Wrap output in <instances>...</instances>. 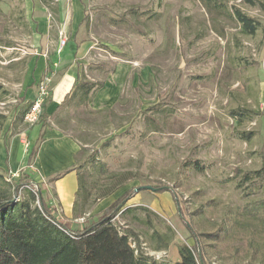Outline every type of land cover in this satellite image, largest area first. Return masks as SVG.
I'll list each match as a JSON object with an SVG mask.
<instances>
[{
	"label": "rangeland",
	"instance_id": "rangeland-1",
	"mask_svg": "<svg viewBox=\"0 0 264 264\" xmlns=\"http://www.w3.org/2000/svg\"><path fill=\"white\" fill-rule=\"evenodd\" d=\"M205 1L81 0L83 20L73 29L61 23L57 0H0V137L43 122L75 141L74 221L54 207L51 180L29 172L71 231L96 223L109 203L132 191L111 221L139 252L176 264L178 247L196 244L205 264H264V214H255L264 200V175L257 173L264 165V0L257 7ZM43 5L45 33L33 20ZM235 5L260 23L255 35L241 32ZM81 42L84 51L77 50ZM69 67L79 78L47 122L42 114ZM46 76L42 114L26 123L21 114ZM85 82L96 85L88 95L78 89ZM28 91L32 99L24 103ZM240 109L243 120L232 116ZM243 133L252 138L244 141ZM18 174L0 169V192L13 202L26 197L25 186L16 193L18 179H28ZM136 194V206L122 211Z\"/></svg>",
	"mask_w": 264,
	"mask_h": 264
},
{
	"label": "trees",
	"instance_id": "trees-1",
	"mask_svg": "<svg viewBox=\"0 0 264 264\" xmlns=\"http://www.w3.org/2000/svg\"><path fill=\"white\" fill-rule=\"evenodd\" d=\"M205 5L206 1L201 0ZM242 4L249 7H257L256 0H241ZM264 8V5H261ZM232 14L243 34L253 36L260 28V23L244 13L240 7L235 5ZM96 85L85 82L78 86L85 95L94 90ZM84 95V96H85ZM67 95L60 108L68 99ZM32 103L23 110L21 116L24 117ZM243 109L232 112V116L238 120H243L246 114ZM43 117L47 115L42 114ZM5 117L0 113V126ZM44 126H47L43 123ZM251 133H243L242 139L249 141ZM41 141V136L37 140L36 146L31 150L28 158V165L31 164ZM196 166V164H194ZM199 168V167H198ZM202 170V168H199ZM55 175L51 181L61 178L69 171ZM257 173L264 175V165ZM21 176L28 179H18L16 193L20 187H24L26 197L13 202L2 197L0 192V264H163L145 255L136 247L131 246L130 236L121 232V229L112 223V214L120 204L131 197L132 191H126L120 198L105 208L96 223L91 222L80 230L71 231L58 217L52 213V208L43 199L42 191L35 180L24 171ZM20 177V175H19ZM264 177V176H263ZM39 187V188H38ZM80 190V184L76 193ZM143 190L138 188L137 191ZM162 190V189H158ZM114 190H110L102 197L109 196ZM164 191V190H162ZM38 203V204H37ZM36 204V205H35ZM76 201L73 211L76 209ZM143 210V209H142ZM131 209L125 210V212ZM85 213L79 211L81 215ZM255 214H264V200L261 201ZM79 218V216L75 217ZM264 219V216H263ZM188 227V225L186 224ZM189 228V227H188ZM204 236H209L205 234ZM195 241V235L192 236ZM198 242V241H197ZM167 245L156 249H166ZM196 244L189 246L182 244L178 247L179 261L176 264H205L203 257L195 254Z\"/></svg>",
	"mask_w": 264,
	"mask_h": 264
},
{
	"label": "crops",
	"instance_id": "crops-1",
	"mask_svg": "<svg viewBox=\"0 0 264 264\" xmlns=\"http://www.w3.org/2000/svg\"><path fill=\"white\" fill-rule=\"evenodd\" d=\"M57 2L61 23L65 24V28L71 27L77 29L82 22L84 15L81 0H57ZM68 3L69 7L66 8ZM32 11V4L29 1L27 14L30 16V12ZM44 11L46 12L45 5L35 7L34 12L38 13V15L34 16L33 20L35 21L36 27L42 29L45 33L48 30L49 19L45 13H42ZM85 48L86 43L81 42L80 44H77L78 51H84ZM78 78L79 76L75 67H69L53 87L50 104L47 107L46 112H44L48 116L47 122L51 119L50 115H52L55 110L59 109L58 106L61 105L65 97L70 95ZM24 99V103L27 101L29 102V100L32 99L31 95H29V91L26 92ZM29 105H27V107ZM40 136L41 141L38 144L37 152L31 164L28 165L29 154L36 146L37 140ZM25 141H27L28 144L27 149L25 148V145H23ZM78 152V145L71 138L63 134L61 129L59 130L57 128L44 126L42 122L40 125H34L28 132H21L10 139H6L4 134L1 135L0 169L6 170L10 173L26 171L30 174L29 172L32 171L35 176H37V180L40 178L51 180L55 175L74 168V170L67 172L61 178L55 181H50L52 182L51 186L57 199V201L54 202V207L59 208L58 210L63 219L66 221H74L73 208L79 187L78 175L75 169V158ZM37 171H39L42 176H40ZM37 180L35 181L37 182ZM139 197L140 195L136 194L129 199L122 211L135 207V202ZM111 203H109V205Z\"/></svg>",
	"mask_w": 264,
	"mask_h": 264
},
{
	"label": "built area",
	"instance_id": "built-area-1",
	"mask_svg": "<svg viewBox=\"0 0 264 264\" xmlns=\"http://www.w3.org/2000/svg\"><path fill=\"white\" fill-rule=\"evenodd\" d=\"M66 42V38L61 39V46H63ZM51 84V78L49 76L43 77L42 80L38 83V98L32 103L29 111L25 113L23 120L26 123L34 124L38 122L41 116V107L44 102V99L48 96V89ZM15 102V100H13ZM28 144L25 143V148L27 149ZM19 172L11 173L12 178H18ZM76 222H84V218L76 219Z\"/></svg>",
	"mask_w": 264,
	"mask_h": 264
}]
</instances>
